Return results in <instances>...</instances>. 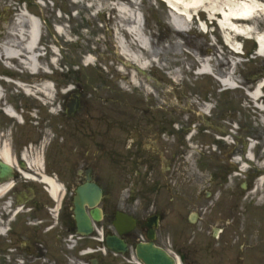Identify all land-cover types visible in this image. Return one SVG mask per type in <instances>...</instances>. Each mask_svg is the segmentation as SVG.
Listing matches in <instances>:
<instances>
[{
    "label": "flooded vegetation",
    "instance_id": "flooded-vegetation-1",
    "mask_svg": "<svg viewBox=\"0 0 264 264\" xmlns=\"http://www.w3.org/2000/svg\"><path fill=\"white\" fill-rule=\"evenodd\" d=\"M127 89L118 99L117 116L90 100L68 113L64 101L74 90L67 89L64 94L53 90L52 104L27 108L40 109L36 124H30L26 112L20 114L22 123L2 119L1 143L10 144L16 198L22 194L32 209H58L62 238L73 232L101 251L109 250L107 236L117 235L125 243L124 251L113 253L117 264H148L142 256L151 264H264V218L247 212L248 193L264 171V166L249 163L248 150L251 139L259 137L253 158L264 162V133L256 134L225 95H200L195 113L181 109L180 99H169L163 88L155 96H135V89ZM162 141L161 152L157 142ZM194 145L202 150L199 171L192 170L188 159ZM37 157L41 165L33 166L30 161ZM19 168L30 175L56 177L57 198L50 196L47 184L30 186L22 180ZM84 185L91 194L94 188L102 189L100 221L93 219L96 208L84 204L94 227L103 230L102 241L78 230L77 196ZM122 212L129 223L119 228ZM107 258L109 254L98 264H106Z\"/></svg>",
    "mask_w": 264,
    "mask_h": 264
},
{
    "label": "rangeland",
    "instance_id": "rangeland-1",
    "mask_svg": "<svg viewBox=\"0 0 264 264\" xmlns=\"http://www.w3.org/2000/svg\"><path fill=\"white\" fill-rule=\"evenodd\" d=\"M22 1L23 0H0V34L3 35L0 36V40L5 37L8 31L7 25L15 22V18L18 13L24 9V4L21 3ZM89 2H92V0H89ZM141 3L140 8L145 16H147V24L151 27V31L153 32L151 33L150 29H147V33L149 34V37L151 35V44L153 43L154 45V53L152 54L151 50H149L146 56L143 55V58L147 57V60H150V62H153L151 56L156 59V61L153 62L155 64L152 69L155 77L165 78L169 83L173 82V92L178 90V92L181 93V91H183L195 102L198 100V95L201 94L203 96V94H209V90H213V87H217V81L213 76H197L190 70L191 67H194V64L197 63V61L191 57L190 53H211L213 55V61L217 65L220 72H222L221 70L223 69H231L230 63H227V65H224L223 63L227 62V60L231 57V54L226 48H224V42L221 45V32L218 30L217 24L215 23L216 30L214 32L220 47L211 46L209 43L211 40L210 35L199 31V29L194 26V23H191L190 26L192 28L187 31L188 34H177L176 30H174L170 23H165V21L169 18V7L165 2H162L161 0H143ZM45 4L46 5H37L36 0H28L25 7L32 12L39 13L42 17L47 19L43 28H45L50 35V30L52 29L51 22L58 21V11L60 12L61 10L65 15H63V17H65V21L67 23L69 21V17H67L68 11L70 12L71 8L75 7V5L72 0H46ZM82 5L87 8L84 9V12H82L81 8H78V10H80V13L78 14L79 19L73 20V27H70L69 24L65 23L64 25L69 27L70 31L73 30L72 37H77L78 33H81L84 38H76L80 39V42L75 43L73 41H64L63 38L57 37L62 45L60 51L62 57L61 55H58L59 62H57V67L61 66L64 71L60 72L62 70L57 69V74L55 75L56 80L60 86H67L70 83V85L75 84L76 88L78 86V88H80L83 92H87V94L90 93V96L91 94L95 96L94 101H92L93 105L96 106L102 103L106 107H109L111 114L117 115V103L114 99L116 98L115 89L119 91V79L117 76L111 78L109 71L112 70L109 68L108 58L101 59L96 56L99 60H95L96 62L93 65H80V58H83L86 53L91 52L95 54V50L97 48H100L102 51L105 50L106 46L102 43L100 44L99 42L108 40V42L112 44L110 38L106 36V26H109L110 28L113 26L116 15L114 11L110 12V10L103 9L104 13H106L107 20L103 21L102 26H99L97 24L100 18L99 15L96 14V16H92V12L95 11L93 10L90 12V5H87L85 1ZM6 6H8V9H4ZM90 16H92L91 19ZM259 25L260 29L264 28V20H260ZM128 39L131 42L129 36ZM131 45L134 46L132 43ZM253 47V42H246L245 51L248 52V60H244V62L236 66L235 73L237 79L244 80L241 75L242 72L247 73L250 78L255 77L256 74H259V78H264V75L261 72L264 66V60L260 57H250V53L253 54L254 52L252 51ZM222 49L225 50L226 54L221 52ZM107 53L110 54L108 51ZM222 55L224 56L221 58ZM62 61L64 62L62 63ZM225 66L227 67L224 68ZM177 72L180 76L178 79L179 81L174 79ZM234 92L235 100L236 98L243 96V92L240 90H235ZM21 93L23 92L17 93L18 96L10 95L9 98H18ZM219 96L223 97L224 95H222L219 91L213 93V97L217 98ZM225 96L228 100H234V98H232V96H234L233 93H231L230 96ZM191 99H188V102ZM184 101H187L186 97H184ZM246 116L250 123L251 121L253 122L248 114ZM163 145V142H161L160 147L163 148ZM173 147L177 148V150L179 149L177 146ZM192 165L193 171H198L197 163L195 161ZM258 199L259 195L256 194L254 196L256 203H253V206L258 213L263 212L264 214V202L260 203ZM13 200L14 199H12L10 194L4 195V197L0 198V223H2L5 230L4 234L0 235V264H50L48 257L41 255L38 256L34 253V251H30L29 246L27 247L26 245H23V243H27L30 238L32 239L33 237L39 235L44 244L47 243V240L51 239V244L56 245L54 247L49 246L47 248H43V253L44 251L49 252L51 248H54L56 251H60L64 249V246L62 241H56V239H58L59 232L52 229L48 235H43L32 228L30 221L32 220V215H29L31 212L25 211V208H22V211L19 209L20 212L15 215L14 212L16 210V202ZM10 202L14 203L10 205ZM253 206L250 207L251 210H253ZM18 207H21V205H18ZM10 209L11 211H9ZM41 213H44V211H41ZM6 230L8 231L7 234ZM17 242H20L19 246L25 252V256L21 254L16 256L13 254L15 251L14 246Z\"/></svg>",
    "mask_w": 264,
    "mask_h": 264
},
{
    "label": "bare ground",
    "instance_id": "bare-ground-1",
    "mask_svg": "<svg viewBox=\"0 0 264 264\" xmlns=\"http://www.w3.org/2000/svg\"><path fill=\"white\" fill-rule=\"evenodd\" d=\"M78 1V0H74ZM170 4V7L174 12H177L172 15L171 23H173L174 28L177 30V33L182 34L185 30L189 28L191 22H188L185 18L191 17L194 12H197L199 8L204 9L209 13V16L219 17L218 21L220 22V31H222L223 38L225 42H228L230 46L238 48L239 43L235 41V36L237 32L245 33L246 35H253L257 33L258 40H260V53L264 54V30L258 31L260 28L259 21L260 18H264V0H167ZM137 3V0H135ZM138 4V3H137ZM92 5L100 10L106 9L110 11H115L116 15V25L115 36L118 38V44L121 47V52L125 57H128L136 66L146 68L148 62L146 58H143V55L146 56L148 51L151 50L152 54L154 53V46L149 44L147 35L145 34V28L141 24V17L138 12L139 7L133 3V0H92ZM5 9H8L6 6ZM221 12V15L218 14ZM15 22L9 23L7 25L8 31L3 39L0 40V54L3 55V58L7 64H13L16 66L27 65L28 69L34 73V75L29 74L30 82L34 83L33 89L28 88L23 83V90L25 92H32L38 89L46 91L47 94H51V82L43 81L37 78V74H41V68H44L45 65L40 59L39 53V35L40 32L45 29L42 28L40 19L32 15L31 13L24 12L23 10L18 13L15 18ZM202 27L205 29L206 25L203 22ZM60 36L63 38L69 39V29L61 24L57 26ZM127 34V35H126ZM131 36V42L127 37ZM46 38H48L46 36ZM46 49L49 51L53 49L55 52L58 51L56 45H51L50 39H47ZM131 43L134 45L132 46ZM203 53V52H201ZM191 56L195 59H199L200 72L206 75L216 74L217 79L219 80L220 85L223 87H237L239 84L236 82L235 74H233V69L238 65L236 56L230 55L229 63L231 71L225 72L223 75L218 70L217 65L213 61V57H204L200 56L193 52ZM227 58V56H225ZM86 62L94 63L95 58L91 55L85 56ZM48 66L56 61V57L49 56L46 57ZM227 65V62H223ZM221 65V63L219 62ZM222 66V65H221ZM225 66L224 68H226ZM223 71V70H221ZM19 78H25L28 76L26 72H20L18 74ZM177 77V78H176ZM134 81L136 80L135 75L133 76ZM177 81L180 78L178 72L175 74ZM37 81L39 83H37ZM264 85V82L256 85L251 90H246V92L252 97L254 105H259L264 107V102H261V87ZM2 95V90L0 89V99ZM5 111L8 115H15L14 109L12 106H5ZM210 107L205 106L204 111L208 112ZM7 143H4L2 148L0 146V155L7 157L9 149ZM251 148V146H250ZM249 151V158L253 159V152ZM9 162H11V158ZM264 165V163H263ZM47 181L50 184L52 193L55 195L57 193V184L51 179L46 177ZM258 188L261 185H264V176H260L257 181ZM10 184L4 183L0 185V193H4L9 189ZM0 223V234L4 232V228L1 227Z\"/></svg>",
    "mask_w": 264,
    "mask_h": 264
}]
</instances>
